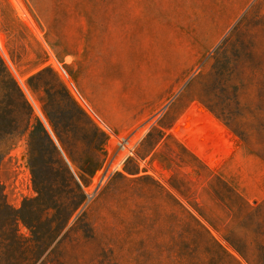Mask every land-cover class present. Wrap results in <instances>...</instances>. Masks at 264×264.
Listing matches in <instances>:
<instances>
[{"label": "rangeland", "instance_id": "1", "mask_svg": "<svg viewBox=\"0 0 264 264\" xmlns=\"http://www.w3.org/2000/svg\"><path fill=\"white\" fill-rule=\"evenodd\" d=\"M0 264H264V0H0Z\"/></svg>", "mask_w": 264, "mask_h": 264}, {"label": "built area", "instance_id": "2", "mask_svg": "<svg viewBox=\"0 0 264 264\" xmlns=\"http://www.w3.org/2000/svg\"><path fill=\"white\" fill-rule=\"evenodd\" d=\"M44 66L56 75L59 83L66 90L68 95H70L79 108L98 126V128H100L110 139L113 137L115 138V140H112V142H114L115 146L120 148L119 150L121 152L119 155H117L115 158H106L101 164L100 168L95 172L92 189L88 193H85V201H89L93 194L109 178L122 172L124 163L127 159L133 156L134 149L138 146L141 138L135 139L134 135L128 138H117L114 136L110 128L105 124V122L101 119L98 113L93 109V107L78 89L66 67L65 62L57 60L51 53H49L48 59L44 63Z\"/></svg>", "mask_w": 264, "mask_h": 264}, {"label": "trees", "instance_id": "3", "mask_svg": "<svg viewBox=\"0 0 264 264\" xmlns=\"http://www.w3.org/2000/svg\"><path fill=\"white\" fill-rule=\"evenodd\" d=\"M37 76H40V74H37ZM54 94H55V96L57 98L59 97V98L63 99L65 97L64 94H63V91L61 89H59L58 87L55 88ZM37 123L40 124L38 120H37ZM192 157L194 158L196 163H198L199 165L204 167V169H206V171H209V168L207 166H205L201 160H199L195 156H192ZM100 166L96 165L94 168H79V171L81 173V176L79 175V179L82 180V176L83 177L87 176L89 178H92L93 175L95 174V172L100 168ZM216 180L222 186L223 190H225L226 192L230 193L233 196V199L235 200V202H238L239 204L243 203V200L241 199V197L238 194H236L235 191L231 187H229L226 184H224L223 182H221V179L219 177H216ZM193 207H194L195 211L197 213H199V215L201 217L207 219L206 216L204 214H202V212L199 209H197L195 206H193ZM180 208L182 209L183 220H185V219L186 220H191L192 222L196 223L198 226L201 227V225L198 223V221L187 210H185L183 206L180 205ZM243 208H245L244 204H243Z\"/></svg>", "mask_w": 264, "mask_h": 264}, {"label": "crops", "instance_id": "4", "mask_svg": "<svg viewBox=\"0 0 264 264\" xmlns=\"http://www.w3.org/2000/svg\"><path fill=\"white\" fill-rule=\"evenodd\" d=\"M170 82V81H169ZM166 87H163V90L165 89Z\"/></svg>", "mask_w": 264, "mask_h": 264}]
</instances>
